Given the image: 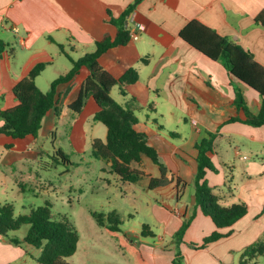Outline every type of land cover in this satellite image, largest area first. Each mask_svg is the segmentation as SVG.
Wrapping results in <instances>:
<instances>
[{"label":"crops","instance_id":"0c3cea01","mask_svg":"<svg viewBox=\"0 0 264 264\" xmlns=\"http://www.w3.org/2000/svg\"><path fill=\"white\" fill-rule=\"evenodd\" d=\"M134 1L0 0V40L13 51L12 56H0V111L18 105L14 87L35 66L47 65L35 82L42 92H48L54 80L70 71L71 59L94 52L96 42L106 35L115 37V26L107 22L109 12L118 18ZM262 11L264 0H142L125 19L130 35L136 33L137 38L131 37L126 45L109 49L99 59L100 65L117 79L130 69L137 71L136 83L114 87L111 96L121 106L135 111V129L146 135L172 179L168 186L156 190L161 196L156 205V220L163 234L142 238L141 232H125L128 237L134 235L131 243L140 249L148 264H173L172 237L182 225V215H189V203L195 196L192 186H187L179 200L176 181L181 179L192 185L198 168L195 146L207 138L208 132L217 133L209 156L218 173L208 171L206 179L215 193H222L223 196L217 195L223 203L230 206L235 201L243 202L248 213L222 230L231 231L230 236L205 249L193 250L187 243H201L216 230L211 218L198 208L184 236L186 243L181 245L185 264H242L246 249L259 237L264 239V126L225 123L238 115L234 105L236 90L242 91L253 114L260 111L262 99L230 75L221 63L198 52L179 36L190 21L198 20L241 45L264 66V30L255 21ZM61 56L66 57L67 63ZM48 72L51 76L45 78ZM87 75L88 71L82 69L71 81L59 85L58 116L56 110H51L37 137L14 141L0 136V147L6 149H2L4 165L38 160L44 154L39 141L57 137L59 122L73 115L69 105L79 97ZM98 111L94 99L88 98L82 112L74 115L76 121L70 137L77 139L83 123L89 116L95 118ZM146 111L150 113L145 114ZM172 122L180 132L168 131L166 125ZM4 124L0 118V128ZM103 137L107 139V128ZM58 150L54 147L55 153ZM144 160L145 157L133 167L155 177L154 170L144 168ZM236 175H240L237 180L241 179V183L238 195L234 196L221 187L227 179L234 182ZM10 240L9 234L0 235V264H20L25 258L27 245H14Z\"/></svg>","mask_w":264,"mask_h":264},{"label":"trees","instance_id":"16d2710c","mask_svg":"<svg viewBox=\"0 0 264 264\" xmlns=\"http://www.w3.org/2000/svg\"><path fill=\"white\" fill-rule=\"evenodd\" d=\"M141 1L135 0L118 18L109 12L107 22L115 26L117 30L115 37L108 34L96 42L94 52L87 53L78 60L71 59L70 71L54 80L48 92H42L35 82L47 65L35 66L28 76L14 87L18 105L12 109L0 111V118L5 123L0 128V136H8L14 141L29 136L37 137L43 128L47 114L51 110H56L58 116L56 97L59 85L71 81L82 69H86L88 75L82 85L81 93L77 100L69 105V110L73 115L80 114L90 97L97 103L99 111L95 115V120L107 128V139L106 141L95 139L92 142L93 156L109 163L110 172L123 183L136 184L148 177L150 190L168 186L172 181L168 176L169 170L161 163L157 150L149 145L146 135L135 129L138 123L135 111L121 106L111 96L114 87L136 83L139 78L137 71L130 69L117 79L99 63L100 57L109 49L126 45L130 41L131 35L125 27V19ZM255 21L264 30V11L256 17ZM179 36L198 52L221 63L230 75L260 95L262 99L260 111L253 114L247 107L242 91L236 90L234 105L238 115L231 117L225 123L241 122L253 127L264 126V66L241 45L228 37L219 35L198 20L190 21L181 30ZM4 53L12 56L13 51L9 45L0 40V56ZM123 93L125 94L124 90ZM216 136L217 133L208 132L207 138L195 146L198 152L196 157L198 168L192 185L181 179L176 181L178 199H182L187 186H192L196 202L192 206L191 214L182 215V225L172 237L171 246L175 251L173 264H185L181 244L197 215L198 208L205 216L211 218L216 230L205 237L201 243H191L190 248L194 250L205 249L209 244L230 236L231 231L223 233L222 230L233 226L248 213V206L243 202L223 206L221 198L215 193V188L211 187L206 179L208 171L217 172L209 156V153L213 152ZM55 156L70 164L62 150H58ZM143 157L149 158L158 166L160 177H151L133 167L134 164H139ZM92 216L99 227L117 240L119 247L132 257L135 264H148L140 249L131 243V238L121 230L123 220L116 211L109 214L94 212ZM24 225L30 226L25 242L41 251L37 264H70L67 259L78 251L79 235L67 218L55 220L50 213L49 203L43 208L32 209L29 214L18 216L12 204L0 205L1 236L7 237L10 232L19 231ZM141 237H155L149 225L142 226ZM10 242L14 245L20 244L17 239H11ZM244 254L249 258L264 254V242L247 248ZM247 261H243L242 264H246Z\"/></svg>","mask_w":264,"mask_h":264},{"label":"rangeland","instance_id":"374dc122","mask_svg":"<svg viewBox=\"0 0 264 264\" xmlns=\"http://www.w3.org/2000/svg\"><path fill=\"white\" fill-rule=\"evenodd\" d=\"M61 59L67 63L65 56H61ZM69 64L71 65L70 62ZM49 76L51 74L48 72L44 77ZM116 91L117 88L114 94ZM148 113L150 112L146 111L145 114ZM75 121L76 116L70 115L59 122L56 138L39 141L44 154L38 160L25 159L11 166L4 165L1 159L2 149L5 147H0V205L12 204L18 216L29 214L32 209L43 208L49 203L50 213L55 220L67 218L79 235L78 251L67 259L70 264H135L132 257L119 247L117 240L98 226L92 213L109 214L116 211L123 220V232L140 233L142 226L146 224L153 233L162 235L163 229L156 220L155 212L161 196L156 190L149 189L148 177L127 186L120 183L118 177L110 172L109 164L93 156V139L106 141V137H103L106 127L89 116L83 123L78 138L72 139L70 133ZM166 128L171 132H180L174 122L166 125ZM188 129L185 127V132ZM54 147L64 152L70 164L55 156ZM144 161V168L147 171L154 170L155 177H160L158 166L146 157ZM239 165L243 166V162H239ZM215 173H218V169ZM237 178L240 175H236L234 182L228 179L225 181L221 187L225 193L238 195L241 179ZM216 194L223 196L219 192ZM190 203L189 214L192 213L193 206ZM221 204L228 205L225 201H221ZM29 229V225H24L19 231L9 233L11 239L15 238L20 244L27 245L24 246L25 258L20 264H37L40 257L41 251L25 242ZM131 235L129 238L134 240V235ZM259 242H264V239L259 237L251 246ZM184 243L183 239L182 244ZM191 243L195 242L187 243L189 247ZM244 259L248 260V264H264V255L255 258L244 256Z\"/></svg>","mask_w":264,"mask_h":264},{"label":"water","instance_id":"95a60500","mask_svg":"<svg viewBox=\"0 0 264 264\" xmlns=\"http://www.w3.org/2000/svg\"><path fill=\"white\" fill-rule=\"evenodd\" d=\"M196 202V197L195 196H192V204L194 205Z\"/></svg>","mask_w":264,"mask_h":264},{"label":"built area","instance_id":"2783aa9c","mask_svg":"<svg viewBox=\"0 0 264 264\" xmlns=\"http://www.w3.org/2000/svg\"><path fill=\"white\" fill-rule=\"evenodd\" d=\"M131 37L135 39V38H137V34L136 33H132Z\"/></svg>","mask_w":264,"mask_h":264}]
</instances>
